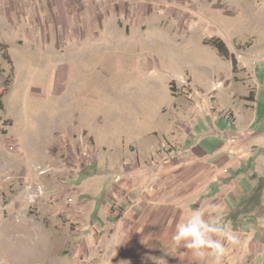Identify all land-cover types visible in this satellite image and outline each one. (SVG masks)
I'll list each match as a JSON object with an SVG mask.
<instances>
[{
    "label": "rangeland",
    "instance_id": "374dc122",
    "mask_svg": "<svg viewBox=\"0 0 264 264\" xmlns=\"http://www.w3.org/2000/svg\"><path fill=\"white\" fill-rule=\"evenodd\" d=\"M0 94V264H207L193 209L264 264V0H0Z\"/></svg>",
    "mask_w": 264,
    "mask_h": 264
},
{
    "label": "clouds",
    "instance_id": "9594fccd",
    "mask_svg": "<svg viewBox=\"0 0 264 264\" xmlns=\"http://www.w3.org/2000/svg\"><path fill=\"white\" fill-rule=\"evenodd\" d=\"M193 209L186 219L176 225L172 235L175 246L189 250L197 261L223 264L228 251L226 244L235 245L238 237L227 228L222 216Z\"/></svg>",
    "mask_w": 264,
    "mask_h": 264
},
{
    "label": "crops",
    "instance_id": "0c3cea01",
    "mask_svg": "<svg viewBox=\"0 0 264 264\" xmlns=\"http://www.w3.org/2000/svg\"><path fill=\"white\" fill-rule=\"evenodd\" d=\"M255 112H257V110ZM256 118H258L257 114H255L252 122L250 123L252 128H253L252 124L254 123ZM263 119H264V116H263ZM260 127H262L263 130L257 131V132H253V130H252L251 133H239L243 137L240 139L242 147H243L242 150L247 152L246 150H244V146L247 144L249 146V148H247L248 152H253L255 150V152L258 154V156H253L252 158L245 157L240 162V164H243L242 166H245L246 164L252 163L251 168H253L254 170L251 171L250 174L252 176H254V178H258V183L256 185V188L251 193V197L253 198V199L251 198L252 200L257 199V198L259 200V198L263 195V193L261 192V187H262L261 184L263 183L264 174L261 173L260 171L258 172V169L260 166L264 167V165L262 166V164H264V158H261V156L264 154V122ZM221 151H222V149H221ZM246 175H247V173L243 172L241 176L243 177ZM251 199L247 200V202L252 203Z\"/></svg>",
    "mask_w": 264,
    "mask_h": 264
},
{
    "label": "trees",
    "instance_id": "16d2710c",
    "mask_svg": "<svg viewBox=\"0 0 264 264\" xmlns=\"http://www.w3.org/2000/svg\"><path fill=\"white\" fill-rule=\"evenodd\" d=\"M204 42L216 48V50L220 55L224 56L227 59H230L231 62L233 63V68L234 69L236 68L234 67V62H235L234 55L233 53L229 52L228 47L224 42V40L216 36H211L208 39H204ZM1 95L2 94H0V111L3 109V101L1 99Z\"/></svg>",
    "mask_w": 264,
    "mask_h": 264
}]
</instances>
